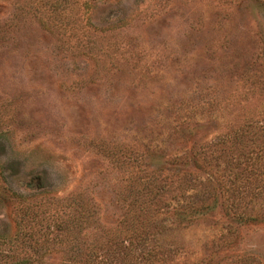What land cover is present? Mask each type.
<instances>
[{
	"label": "rangeland",
	"instance_id": "1",
	"mask_svg": "<svg viewBox=\"0 0 264 264\" xmlns=\"http://www.w3.org/2000/svg\"><path fill=\"white\" fill-rule=\"evenodd\" d=\"M132 256L264 264V0H0V264Z\"/></svg>",
	"mask_w": 264,
	"mask_h": 264
},
{
	"label": "trees",
	"instance_id": "2",
	"mask_svg": "<svg viewBox=\"0 0 264 264\" xmlns=\"http://www.w3.org/2000/svg\"><path fill=\"white\" fill-rule=\"evenodd\" d=\"M254 160H256V159H254ZM150 256H151V254L147 253V254H145V256L141 257V260L146 261V260H148V257H150ZM133 258H134V256H132V257L129 258L128 264H135V262H133V260H134Z\"/></svg>",
	"mask_w": 264,
	"mask_h": 264
}]
</instances>
